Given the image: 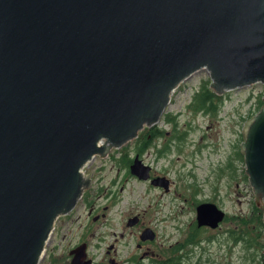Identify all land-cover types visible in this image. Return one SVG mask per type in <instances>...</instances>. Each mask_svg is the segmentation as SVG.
Returning a JSON list of instances; mask_svg holds the SVG:
<instances>
[{
  "label": "water",
  "instance_id": "water-1",
  "mask_svg": "<svg viewBox=\"0 0 264 264\" xmlns=\"http://www.w3.org/2000/svg\"><path fill=\"white\" fill-rule=\"evenodd\" d=\"M201 69L217 96L264 84V0H0V264H39L91 184L82 169L107 153L102 139L135 140ZM248 127L262 206L264 110ZM131 173L148 180L150 166L136 156ZM225 216L200 205L198 227Z\"/></svg>",
  "mask_w": 264,
  "mask_h": 264
},
{
  "label": "rangeland",
  "instance_id": "rangeland-1",
  "mask_svg": "<svg viewBox=\"0 0 264 264\" xmlns=\"http://www.w3.org/2000/svg\"><path fill=\"white\" fill-rule=\"evenodd\" d=\"M208 79L207 71L201 69L174 90L172 102L155 125L183 133L185 138L171 142L167 156L158 157L150 148L141 157L150 166L149 180L128 176L120 163L124 155L135 157L137 138L117 148L102 140L108 146L107 153L95 155L83 169L91 181L86 189L91 202L84 205L83 192L72 210L59 215L39 264H67L69 249L83 234L81 226L87 221L90 204L107 214L84 240L96 264H111L112 258L118 264H163L176 257L181 264H264L260 255L264 248L258 252L242 243L235 244L229 233L253 206L264 214V201L260 206L246 161L240 159L243 154L238 155L241 149L246 154L248 125L257 113L258 101L264 100V84L225 92L222 107L213 118L188 107L200 83ZM168 113L177 115L176 125L165 121ZM151 168L159 176L151 179ZM164 174L171 184L160 176ZM155 178L160 182L168 180V189L152 184ZM214 202L226 214L224 220L217 228H199L197 209ZM136 215L142 216L139 225L129 221ZM146 229L154 233L153 239L141 240ZM191 232H197L200 246L187 245ZM261 240L264 242V233ZM112 244V252H105ZM185 254L187 258L183 259Z\"/></svg>",
  "mask_w": 264,
  "mask_h": 264
},
{
  "label": "trees",
  "instance_id": "trees-1",
  "mask_svg": "<svg viewBox=\"0 0 264 264\" xmlns=\"http://www.w3.org/2000/svg\"><path fill=\"white\" fill-rule=\"evenodd\" d=\"M200 85V88L193 93L192 100L188 104V106L195 113H207L212 111L215 115H217L224 98L222 96H219V100L216 95L210 94V80H205ZM262 106H264V101L259 100L258 108L260 109ZM165 116L167 123H173V125L177 124L175 115H172V113H168ZM164 132L165 129L158 128L155 125L146 127L139 135V137L141 138L138 141L136 150L140 153H143L145 150H147V148H150L151 144L153 143V139H155V137L159 136L160 134L163 135ZM175 133L178 132L176 131ZM238 155L242 156L240 159L243 162L246 161L245 153L242 151V149L238 151ZM248 218L249 220H247ZM241 220L245 221V223L241 224ZM235 224L236 226L229 230L230 238H232L235 244L242 243L247 249H257L258 252H260L264 248V242L261 240L264 233V214L262 211H260V208H256V210H254L253 206V209L249 213V215H246L245 217L239 219V223L236 222ZM196 234L197 232H191L189 234L186 240L188 246H200L197 245L199 243V238L196 239ZM260 255L264 258V254ZM186 258L187 255L185 254L183 259ZM172 260V262L163 264H181L179 257H176Z\"/></svg>",
  "mask_w": 264,
  "mask_h": 264
},
{
  "label": "flooded vegetation",
  "instance_id": "flooded-vegetation-1",
  "mask_svg": "<svg viewBox=\"0 0 264 264\" xmlns=\"http://www.w3.org/2000/svg\"><path fill=\"white\" fill-rule=\"evenodd\" d=\"M220 96H224V94H221ZM217 98L220 100L219 96H217ZM189 109H190V107H189ZM190 110L192 111V109H190ZM199 114H202V115H205V116L206 115L213 116V118L214 117H217V115H215L214 112H212V111L211 112H207V113L199 112ZM173 115H175L176 118H177V115L176 114H173ZM165 118H166V116H165ZM165 121H166V119H165ZM169 124L173 125V123H169ZM155 126L158 127V128L163 129V127H159L157 125H155ZM138 137H137V139L135 141L136 142V146L138 144L139 139L141 138V137H139V138ZM184 138H185V135L183 133H180V132L175 133V131H173V132H171V131H165L163 135L160 134L159 136L155 137V139H153V143L151 144L150 148H153L154 150H156V154H157L158 157H163L165 154H166L165 156H167L168 155V152L171 149V147H170L171 142H173L176 139L182 140ZM164 139H166V142H162ZM136 146L134 147L135 148V150H134L135 157L136 156H139V158L142 160L141 157L144 156V154L147 153L150 150V148H147V150H145L143 153H140V152H138L136 150ZM135 157L132 158V157H127V156L124 155V157L121 158V162H120L121 163V166L124 169L128 170V176L129 175H133L131 173V165L133 164V161H134ZM130 160H131V162H130ZM157 176H159V175H155L154 170H152V168H151V179L154 178V177H157ZM160 176L161 177H166L167 179H169L165 174L164 175H160ZM169 181H170V179H169ZM170 184H171V181H170ZM86 195H87V191L85 190L84 193H83V196L81 197V200L84 203V205H86L88 202H91V195H88V197ZM215 204H217V203H215ZM67 215H69V214H67ZM67 215H65V216H67ZM106 215L107 214L105 212L99 211V208L98 207H95L94 204H90L89 210H88L87 221H86L85 224H83L81 226L83 228V230H84L83 231V234L80 237V239L76 243H74L72 245V247L69 249L68 258H67V264H72V260L75 258V256L77 254H79L81 256V258H82L83 261L90 260L91 261L90 264H96V262H97L96 259L93 256H90V251L88 249L89 248L88 247V242H86L84 240H86V238H87V236H88V234L90 232H93L95 230L96 225H94V224L95 223L96 224L99 223L103 219V217H105ZM60 217H58V218H60ZM137 218H138V220L135 223L137 225H139L142 216L141 215H138ZM60 226L62 227L63 226V223H61ZM149 229L155 233V231L153 229H151V228H149ZM52 233H54V230H53ZM142 235H141V240H144V239H142ZM147 240H151V239H147ZM114 247H115V244L110 245L108 248H106L105 252L111 253L112 250L114 249ZM115 252H116V250H115ZM105 259H106V256L104 255L103 256V259H102V262H104ZM110 263L111 264H118V260L116 258H112L110 260Z\"/></svg>",
  "mask_w": 264,
  "mask_h": 264
},
{
  "label": "bare ground",
  "instance_id": "bare-ground-1",
  "mask_svg": "<svg viewBox=\"0 0 264 264\" xmlns=\"http://www.w3.org/2000/svg\"><path fill=\"white\" fill-rule=\"evenodd\" d=\"M102 140H105V139H102ZM83 169H84V168H83ZM83 169H82V173H83ZM51 235H52V233H51ZM51 235H50V236H51ZM45 246H46V245H45ZM41 257H42V256H41Z\"/></svg>",
  "mask_w": 264,
  "mask_h": 264
}]
</instances>
